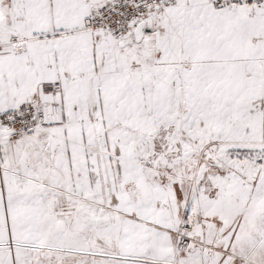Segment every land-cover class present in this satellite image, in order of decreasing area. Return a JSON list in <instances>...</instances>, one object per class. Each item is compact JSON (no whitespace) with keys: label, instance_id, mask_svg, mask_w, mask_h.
I'll return each instance as SVG.
<instances>
[{"label":"snow or ice","instance_id":"obj_1","mask_svg":"<svg viewBox=\"0 0 264 264\" xmlns=\"http://www.w3.org/2000/svg\"><path fill=\"white\" fill-rule=\"evenodd\" d=\"M0 264H264V0H0Z\"/></svg>","mask_w":264,"mask_h":264}]
</instances>
